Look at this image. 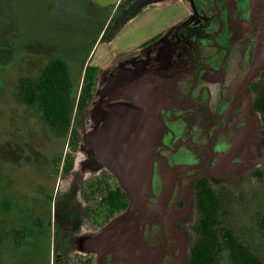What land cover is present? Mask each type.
<instances>
[{"label": "flooded vegetation", "instance_id": "af4514ba", "mask_svg": "<svg viewBox=\"0 0 264 264\" xmlns=\"http://www.w3.org/2000/svg\"><path fill=\"white\" fill-rule=\"evenodd\" d=\"M185 2L191 13L167 41L144 45L102 70L74 153L75 166L86 146L89 177L74 190L61 186L74 166L56 169L59 180L51 193L40 192L41 202L1 203L6 220L0 228L6 231L0 240L10 264H189L197 184L208 179L229 187L219 179L235 173L240 146L261 123L250 85L236 81L264 40V0ZM118 107L132 112L118 113ZM110 117L135 125L129 134L136 136L125 139L133 144L124 143L118 156L111 147L84 141ZM111 167L143 177L150 207L130 202L126 212L95 229L93 194L86 201L83 183L95 175L116 177Z\"/></svg>", "mask_w": 264, "mask_h": 264}, {"label": "rangeland", "instance_id": "374dc122", "mask_svg": "<svg viewBox=\"0 0 264 264\" xmlns=\"http://www.w3.org/2000/svg\"><path fill=\"white\" fill-rule=\"evenodd\" d=\"M117 2L0 0V51L5 44L13 49L6 65L0 53V207L3 201H14L20 207L28 202L31 205L41 202L40 192L51 193L59 180V176L53 174L57 169L54 163L68 151L67 143L54 137L38 113L20 103L17 97L20 79L36 77L50 59L62 57L69 64L75 89L79 91L84 76L83 63L88 61L94 41ZM125 42L128 44L129 39ZM102 82L103 76L99 84ZM88 153L82 145L76 154L71 178L61 180V186L68 184L77 190V185L89 177ZM263 167L264 126L261 121L240 146L235 173L219 180L229 185L238 199L232 214L235 230L255 245L264 260V242L254 222L256 212L264 213V179L257 180L253 176L256 168ZM189 211L187 222L193 220V206ZM2 220L5 221L6 216L0 211V222ZM5 231L0 228V234L5 235ZM7 249L6 242L0 240V264H10Z\"/></svg>", "mask_w": 264, "mask_h": 264}, {"label": "trees", "instance_id": "16d2710c", "mask_svg": "<svg viewBox=\"0 0 264 264\" xmlns=\"http://www.w3.org/2000/svg\"><path fill=\"white\" fill-rule=\"evenodd\" d=\"M128 18L117 14L111 20L102 40L111 42ZM161 36L147 45L157 42ZM4 65L12 58L11 45L1 48ZM83 63V82L76 90L68 62L62 57L50 59L36 77L20 79L17 97L21 104L34 109L58 141L67 143L68 151L57 160V170L68 172L74 166V153L82 142L81 131L88 124L89 112L102 70ZM253 109L264 126V70L250 84ZM64 161V165H61ZM255 179H264V167L253 171ZM86 201L93 194V225L102 228L113 218L126 212L130 200L120 187L117 177L95 175L83 183ZM196 220L192 225L189 264H264L255 245L238 233L232 223L235 193L231 187L215 185L210 180L196 186ZM258 235L264 242V213L254 218Z\"/></svg>", "mask_w": 264, "mask_h": 264}, {"label": "crops", "instance_id": "0c3cea01", "mask_svg": "<svg viewBox=\"0 0 264 264\" xmlns=\"http://www.w3.org/2000/svg\"><path fill=\"white\" fill-rule=\"evenodd\" d=\"M110 11L86 63L101 70L109 68L121 57L137 52L159 36L157 42L167 41L168 34L190 15L191 7L185 0H146L141 3L138 0H118ZM117 14L128 21L115 38L103 46V34ZM149 32L153 33L147 36ZM127 39L129 43L125 44Z\"/></svg>", "mask_w": 264, "mask_h": 264}, {"label": "water", "instance_id": "95a60500", "mask_svg": "<svg viewBox=\"0 0 264 264\" xmlns=\"http://www.w3.org/2000/svg\"><path fill=\"white\" fill-rule=\"evenodd\" d=\"M263 70L264 40H261L256 46L250 66L246 72L237 79V85L247 87ZM116 110L118 113L132 112L131 109L125 107H118ZM132 129H135L134 122L128 125L125 121L120 120L119 117H110L98 131L93 134H86L84 136V141L88 143L92 140L102 147H111V155L116 154V156H118L121 148L125 147L124 143H132L126 142L125 139L127 137L136 136L135 134H129V131ZM142 136H145V134L142 133ZM126 146L129 147L128 145ZM110 169L116 175L120 187L126 192L133 206L150 207L145 201L148 187L141 175L129 174L124 168L120 167H111Z\"/></svg>", "mask_w": 264, "mask_h": 264}]
</instances>
